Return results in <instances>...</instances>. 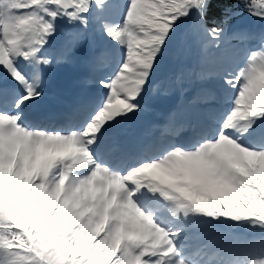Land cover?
<instances>
[{"label":"snow or ice","instance_id":"6c2138e0","mask_svg":"<svg viewBox=\"0 0 264 264\" xmlns=\"http://www.w3.org/2000/svg\"><path fill=\"white\" fill-rule=\"evenodd\" d=\"M104 3L105 0H95L97 7ZM46 4L55 5L56 10L49 11L44 7ZM92 6L93 0H0V66L23 88L12 102L16 113L0 111V169L7 182L0 200L3 264H163V258L176 253L170 234L137 206L132 192L148 187L167 197L164 186L175 187L177 180L189 181L190 187L202 185L205 192L226 206L225 217H251L264 222V172L261 171L264 155L249 154V150L256 153L264 150L244 147L227 133L230 129L247 131L257 117H264V52L259 53V59L258 53H253L247 67L234 78L240 83L235 107L222 124L218 138L203 143L198 151L175 150L161 159L134 167L125 175L109 172L91 154L90 145L96 142L103 127L138 107L132 101L146 83L157 53L176 21L189 15L194 7L202 10L205 0H131L123 27L108 33L126 45L125 61L107 85L109 94L104 104L83 129L65 135L32 132L22 126L24 106L36 100L40 93L16 66L14 58L34 57L39 50L35 46L42 45L50 34L52 24L38 11L43 10L53 18L63 12L70 18L83 19L82 14L88 13ZM248 6L252 14L264 18V0H250ZM208 31L218 35L222 29L214 27ZM57 159L69 161L73 172L92 166L89 185L97 184L96 191L100 194L96 196L94 191L93 196L103 204V222L117 221L107 244L101 239L102 228L73 243L68 235L72 232L69 223L52 218L44 221L47 214L44 208L51 213L56 206L48 207L42 190L29 193L27 188L36 172L45 170ZM18 163L22 164L19 171ZM153 169L159 170V174L151 173ZM177 191L192 198L188 189ZM25 195L29 199L25 200ZM37 198L39 202L34 203ZM197 202L210 207L205 198ZM61 208L65 212L72 210L67 200ZM98 236L100 239L94 244Z\"/></svg>","mask_w":264,"mask_h":264},{"label":"rangeland","instance_id":"374dc122","mask_svg":"<svg viewBox=\"0 0 264 264\" xmlns=\"http://www.w3.org/2000/svg\"><path fill=\"white\" fill-rule=\"evenodd\" d=\"M129 6L130 3L128 7L119 11L120 16H122L119 21L112 20L113 24L111 25L113 28H111V30L123 27ZM101 8H103V6ZM108 8L110 7L107 3L104 5L105 13H108ZM28 11L31 12V9H28ZM203 11L204 8L198 11L194 7L190 11L189 15L179 18L178 22L174 24L169 37L157 53L146 83L142 86V90H144L145 86L150 83L154 82L159 85H165L168 80L174 79L178 73L181 75L184 74L186 66L190 65L191 59H193L196 60L200 66H213V68L216 66L220 67V69H225V71L220 72L221 76H216V79L218 80L217 84L219 88L225 94L232 91L234 88L233 85H235V91L232 92L230 99L228 100L230 104L229 108L220 107L217 110L206 109L202 112L198 110L194 104L189 108V110L183 111L187 115L183 116L182 113L175 111L176 116L181 114L185 118L186 122H188L190 118H193V120H198V123L201 125L205 120H208V122L205 123L206 126H211L217 123V127L212 129L211 136L194 143L191 139H189V136H183V132H189L186 128L187 124H185V126L184 124L182 126H178L173 130L168 128L169 123H167L165 130L169 132H166L163 136H166L167 134L171 138L175 139L182 136L181 138L184 140V143L186 142L188 144L173 142L166 147H162L160 144V149L156 150L152 154L144 155L140 160L129 159L130 161L128 163L123 164L117 169L111 167V162L108 161L107 163H102L100 158H96V145H90L91 154L95 158L96 162L102 167H106L109 172L116 173L118 175H125L132 168L139 167L143 163H149L156 159H161L177 149L182 151H194L203 143L214 141L218 138L221 132L222 124L235 107L234 101L239 91L240 83L235 82L234 78L243 68L247 67L253 53H258L257 59H259V53L264 52V21L253 19L254 21L252 24L254 23V26L248 24L250 27L247 28V34L243 35V39L246 41L237 40V42H227L224 43L225 46L232 43H236V45L230 49L227 48L224 50H218L216 49V43L208 44V42L212 37L221 38V36L209 34L204 26L203 28L201 27V25H203ZM116 14H118V12ZM249 19L252 18L247 17L244 22L237 24L236 29H239L238 31H243L240 28H244V24L246 21H250ZM91 23L92 22H84V24H74L72 26V31L75 28L81 29L83 27L85 29L84 30L82 28L78 43L77 39H74L72 45H61L59 43L57 32L52 27L50 34L44 38V43L42 45L35 46L39 50L35 53L34 57L25 59L23 56H18L14 58L16 66L27 77L28 82L36 86L38 92L45 88L50 91L49 97L51 101L48 102L49 104L53 102V100H56L57 102L64 100V98H62L63 95H59L56 92V90L62 85L67 87L69 84L73 89L75 87H85L88 89V84H90V87L98 86L99 88L100 85L104 86L105 88H103V94L98 97V102H95L92 105L86 104L84 107L85 113H87L86 109L89 107L91 108V114L88 119H90L91 116L104 104L109 94L107 85L110 83L112 78L115 77L116 73L120 71V68L125 61L127 52L126 45L117 40H106L100 37V39H102L105 43L101 46L96 44L95 36L88 34L86 31ZM106 31L107 29H103L98 32L106 33ZM181 33H185V38L182 40L178 38ZM248 41L250 42V45H248ZM107 44L110 45V48L106 47ZM196 51L203 52L205 57L199 58L194 56V52ZM233 52H235V54H233ZM39 57H44L46 63L49 64L51 76L47 78L41 77L36 64L37 58ZM211 81L215 80L212 78ZM230 81H232V83H230ZM0 83L2 86H7V88L3 87L0 89V93H2L0 94V111L5 114H11L12 109L8 106V104L13 96H18L21 93L20 91H23V88L20 84H16V81L12 78L8 71L3 68V66H0ZM142 90L137 98L132 101V103L138 105V107L132 112L125 114V117L135 119L139 116L147 115L150 121H152L154 128L160 127V125H163L164 120H167L166 118L162 119L166 112L170 113L168 106L173 99V95L156 94L149 97L148 95H145V92ZM43 103L45 104V102ZM188 112L191 113L189 116ZM70 118H72L71 115L69 119ZM77 118L78 117H74L73 120H77ZM116 120L117 118L113 122L106 124L98 136L104 133V131L108 128H111L113 123L119 121ZM22 126L32 132L60 133L65 135L74 131H81L83 129V127H79L73 123H68L67 127L62 129H45L46 131H41L39 128L35 129L33 126L28 124H22ZM69 127L72 129L68 132ZM227 133L231 136V138L235 139L244 147L255 150H264V119L259 120L256 118L253 121L252 127L247 131L242 129H230L227 130ZM165 138L169 137L166 136ZM96 140H99V138L97 137ZM91 171L92 166L78 168L74 170L73 175L83 177L89 175ZM150 172L153 174H159V170L156 169L150 170ZM215 179L219 180L220 178L215 177ZM6 187L7 182L4 180L3 170L0 169V200L4 197ZM168 188L172 191H177V189L182 188L188 189V192L191 195H194L196 190H203L202 185H194L190 187L189 181L186 180H177L175 182V187ZM96 189L97 186L93 187L90 185L88 192L85 195L90 197L91 200L96 201L93 196V192L96 191ZM142 191L144 192V188H141L138 191L134 190L132 192V199L137 206L146 215L151 216L154 222L161 228H163L161 223L162 220H170L174 225V228H170L169 234L170 239L176 248V253L163 258V264H180L181 261L183 264H247V262H251L253 260L250 254L243 253L245 250V243L264 236V222L257 221L255 218L243 217L235 219L233 217H229V221L221 220L223 224L222 230L210 231L208 230V226L210 223L209 218L211 216H208L206 213H190L187 215L180 213L178 215H174V205H168L164 208H158V206L155 208H149L147 207L145 201L147 196L151 199V195H148L147 193L140 194ZM138 193L139 197L137 196ZM99 194V191H96V196H99ZM180 194L186 196L181 192ZM105 195L107 194L105 193ZM24 199H29V196L25 195ZM57 200H59V195L57 196ZM36 202H39V198L34 201V203ZM44 211L47 213L44 217L45 222L49 218L57 219V217L53 214L57 211L56 208H53L51 213H48L47 207L44 208ZM156 214L163 215V219ZM215 217L219 219L218 216ZM238 229L243 230V236L239 237L236 234ZM164 230L166 231V229ZM101 235H103V233H101ZM99 239L100 237L98 236V239L96 238L93 243L95 244ZM194 248L201 249V251L204 252L203 256L199 257V255L193 251ZM205 258L208 260L203 261ZM152 259L157 260L161 258L152 257ZM3 261L4 252L3 250H0V264H3Z\"/></svg>","mask_w":264,"mask_h":264},{"label":"trees","instance_id":"16d2710c","mask_svg":"<svg viewBox=\"0 0 264 264\" xmlns=\"http://www.w3.org/2000/svg\"><path fill=\"white\" fill-rule=\"evenodd\" d=\"M130 2L131 0H105L104 5L108 3V6L110 7L107 10L108 13H105L104 5L103 8L97 7L94 0L93 6L90 9L91 11L86 14H82L83 19L70 18L63 12L58 13L55 18L49 16L47 12H44L43 10H39L38 14L43 16L46 21L52 24L53 29L57 32L59 43L61 45L67 46L68 44L72 45L74 39H77L78 43L80 32L83 28H75L72 31V26L74 24L81 25L84 24V22H92L88 29H86L88 34L100 36L103 39H112L108 34L110 31H112L111 28H113L111 25L113 24L112 20L118 19L117 21H119L122 18V16L119 14V11L128 7ZM249 4L250 0H206L202 15L204 28L207 31L208 29L214 27H219L222 29V31L218 34L221 36V38L212 37L208 44L216 43V49L218 50H224L227 48L230 49L234 47L236 43L229 44L228 46H225L224 43H229L231 41L237 42V40L241 41V39H243V35L247 34V30H244L243 32L238 31L239 29H236L237 24L244 22L247 17L264 21V18L252 14V12L249 10ZM44 7H46L49 11L56 10V6L52 4H46ZM34 10L36 9H31V11ZM117 12L118 14H116ZM176 22H178V20ZM103 29H107L106 33L98 32L102 31ZM233 54H235V52H233ZM202 57H205L204 53H202ZM212 68L213 66L206 67L199 65L196 69H193L191 66H186V71L184 74L181 75L178 73L174 79L168 80L165 85H159L153 82L149 85H146L144 90H146L151 96H154L155 94L170 95L175 91L176 88H181L182 90L187 88L193 79H216V76H221L220 72L225 71V69H220V67L216 66L215 68ZM231 94L232 91L226 94L223 93L224 99H229ZM195 97L198 101L219 98L217 92L208 89H199V91L196 92ZM261 171L264 172V168H262ZM218 217L221 220H229V217ZM245 244L244 254L248 253L253 258V260L251 262H247V264H264V236L258 239H253ZM116 256H119V252L116 254ZM116 256L113 257V260L116 259Z\"/></svg>","mask_w":264,"mask_h":264},{"label":"clouds","instance_id":"9594fccd","mask_svg":"<svg viewBox=\"0 0 264 264\" xmlns=\"http://www.w3.org/2000/svg\"><path fill=\"white\" fill-rule=\"evenodd\" d=\"M196 150L198 151V149ZM249 154L264 155V153H256L251 150H249ZM21 167L22 164L18 163L17 171ZM91 178L92 173L83 177L73 175L69 161L57 159L52 161L50 166L45 170L38 171L33 175L28 184L27 191L29 193L36 190L43 191V197L47 198L48 207H52L53 204L56 206L57 211L53 214L57 217V220L61 223L67 222L72 227V232L68 235L73 240V243L84 236L94 235V229L102 228L103 235H101V239L107 244L111 239L112 231L117 221L110 219L108 223H104L102 202L93 201L85 195L88 192ZM113 178H116L115 174ZM21 183H23L22 179ZM92 186L96 187L97 184L94 182ZM163 191L168 194L167 198L174 202V215L180 213L185 215L190 213H206L212 217L224 216L226 206L209 192L196 190L190 199L187 196L181 195L180 192L172 191L167 187H164ZM58 193L59 200H57ZM109 197H111V193H109ZM200 198H205L207 205L210 207H204L198 203L197 201ZM66 200L72 209L70 212H65L61 208V205ZM217 204H219V207H216ZM85 209L89 210L85 212ZM41 227H43V224Z\"/></svg>","mask_w":264,"mask_h":264},{"label":"bare ground","instance_id":"6f19581e","mask_svg":"<svg viewBox=\"0 0 264 264\" xmlns=\"http://www.w3.org/2000/svg\"><path fill=\"white\" fill-rule=\"evenodd\" d=\"M51 76V75H50ZM17 85H19L17 82H16ZM90 86V84H88ZM87 87V86H86ZM101 88H99V90H94L93 87L89 88H85V87H75L74 89L72 88L71 85H67V87L65 86H60L59 89L56 90V92L59 94V95H63L62 98H64V100L61 102V101H58L59 105H57V101L56 100H53V102H51V105L52 106H56L59 110H60V107L61 106H64L67 101L70 102L72 104V109L71 110H67L65 113H59L58 116L62 115L64 118H65V123L63 125H57L56 124V120H57V117L54 118V119H51V118H42L40 120H42L43 122H47L48 120H50L48 123H40V124H37L36 125V128H44V129H62V128H65L67 127V124L68 123H73L74 125H77L79 127H83L84 124L86 123L87 120H89V115L91 114V108L89 107L87 110V113H85V105L86 104H94L95 102H98V97L101 96L103 94V88H105L104 86L100 85ZM21 92V91H20ZM40 95L39 97L34 100L32 103H29V104H26L22 110V115H21V119H22V124L23 125H31V126H34L32 125V119L30 118L29 122L25 123V118L26 117H31V113H29V110L31 109L32 111L38 109L39 105L43 104V102H45V105H49V101H51L50 99V91L45 88V89H41L39 91ZM17 95L13 96L12 99L10 100L8 106L12 109V113L11 114H15L16 113V109L13 108L12 106V102L13 100L15 99ZM41 105V106H43ZM168 110H170V113L169 112H166V114L164 115V118L167 119L168 121V128L170 129H175L176 127L178 126H182L184 124H187L186 128L187 130L189 131V139H191L192 142L196 143L197 141H200L202 140L203 138H207L209 136H211V131L212 129H214V127H217V123L211 125V126H206V122H208V120H205L201 126H198L197 123L195 126H193L194 124V120L193 118L189 119L188 122H186L185 118L183 117L184 115H187L185 112L183 111H178L177 110V107H174V108H169L168 106ZM175 111L178 112V113H182L183 116L180 114V115H177L175 114ZM24 112V113H23ZM185 113V114H184ZM191 113L188 112V116L190 115ZM70 115L72 116V118L69 119ZM74 117H78L77 120H73ZM140 117H146L145 115L143 116H140ZM138 117V118H140ZM37 118V117H36ZM169 118V119H168ZM39 119V118H37ZM161 119V120H162ZM119 120V121H117ZM117 122L116 123H113L112 127L111 128H108L107 130L104 131V133H102L101 135L97 136L99 138V140H96V142L94 143V145H96V148H97V151L95 153L96 155V158H100V160H102V163L103 162H111L110 165L111 167H113L114 169H117V168H120L123 164H126L128 163L130 160L129 159H133L131 158L130 156L127 155V152H126V149H127V142H128V139L125 140L124 144L122 146H120L117 142L116 145L114 146V148L112 147L111 149H108V146H110L111 144L114 143V140H113V137L115 136H106V132L107 131H111V130H117V132H120V131H123V128L126 126V125H129L131 123H133L132 121H135L137 119H132V118H129V117H125V115L123 116H120L117 118ZM191 120V121H190ZM167 127V126H166ZM166 127L162 128L161 126L160 127H155V129H152L151 131V134L153 135V137L155 139H158L160 140L161 142V146L162 147H166L167 145L173 143V142H176V143H181V144H188V143H184V140L180 137V138H171L169 135L166 134V136H168L169 138H165L166 136H163L162 135V132L163 131H167L165 130ZM71 128V127H69ZM118 136V135H117ZM190 144V143H189ZM192 144V143H191ZM144 147V149L146 150V154H152L153 152H155L156 150L158 149H154L152 148V145H151V141H149L147 144H143L142 145ZM122 148V149H121ZM92 149V148H91ZM126 153H125V152ZM135 160H140V158H137ZM84 172V171H83ZM147 187H144V192H140V194H145L147 193L145 190H146ZM148 194V193H147ZM149 195V194H148ZM139 197V193L137 195ZM158 200V201H157ZM156 201H157V205H156ZM146 205L147 207L149 208H155L156 206H158V208H163V206H161V198L159 197L158 194H154L152 196L151 199L146 198ZM163 213V212H162ZM157 215V214H156ZM157 216H160V218L163 219V215H157ZM162 226L164 229H166V231L169 232L170 228H174V225L171 223L170 220H162ZM193 251L199 255V257L203 256V251H201V249L199 248H194ZM211 254V253H210ZM208 260L207 258L203 259V261H206Z\"/></svg>","mask_w":264,"mask_h":264}]
</instances>
